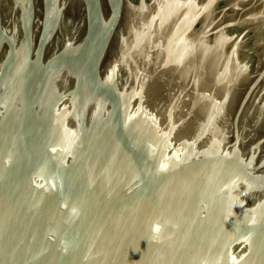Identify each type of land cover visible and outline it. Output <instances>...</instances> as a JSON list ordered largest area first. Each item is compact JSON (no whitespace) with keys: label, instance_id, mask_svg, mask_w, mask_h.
I'll return each mask as SVG.
<instances>
[{"label":"water","instance_id":"1","mask_svg":"<svg viewBox=\"0 0 264 264\" xmlns=\"http://www.w3.org/2000/svg\"><path fill=\"white\" fill-rule=\"evenodd\" d=\"M239 15L0 0V264H264V21Z\"/></svg>","mask_w":264,"mask_h":264},{"label":"bare ground","instance_id":"2","mask_svg":"<svg viewBox=\"0 0 264 264\" xmlns=\"http://www.w3.org/2000/svg\"><path fill=\"white\" fill-rule=\"evenodd\" d=\"M263 5H264V0H253L249 3H246V0H230L231 8L234 11L240 12L238 20L241 21V23L243 24H248V23L255 24V23H259L260 21H264V11L262 9ZM211 10L213 12L212 8ZM216 21L219 25L220 21L217 19ZM263 44H264V40H263ZM234 46H236V43ZM236 64L242 73L247 74V72L244 69H241V66L237 63V61Z\"/></svg>","mask_w":264,"mask_h":264}]
</instances>
